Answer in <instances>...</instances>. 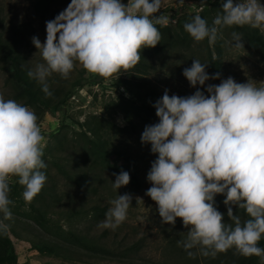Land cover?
<instances>
[{
	"label": "clouds",
	"instance_id": "obj_1",
	"mask_svg": "<svg viewBox=\"0 0 264 264\" xmlns=\"http://www.w3.org/2000/svg\"><path fill=\"white\" fill-rule=\"evenodd\" d=\"M161 4L162 0H71L46 21L43 43L32 37L42 62L29 68L27 75L51 95L47 78L52 73L67 78L76 62L103 77L131 68L142 48L155 47L161 39L155 25L168 22L163 14L154 15ZM220 9L211 26L197 14L184 30L194 41L207 38L209 44L225 26L250 25L264 32L261 0H221ZM232 41L234 47H244L239 33H232ZM207 65L193 59L183 69L196 88L194 94L169 95L165 90L153 105L159 119L145 126L141 142L158 155L147 173L151 187L145 194L156 202L162 223L175 225L176 218H182L188 231L177 243L185 250L198 248L205 256H215L234 247L242 256L264 260V248L258 244L264 236V81L239 83L232 77L221 79L219 73L210 76ZM210 79L221 82L208 84L205 95L197 85L205 86ZM37 119L28 106L0 96V230L12 217L9 177H18L26 202L46 182ZM113 175L116 190L130 182L128 171ZM217 194L224 195L232 223L225 222L215 206ZM131 201L130 194L118 192L99 226L118 227L126 220ZM233 205L249 218L242 221Z\"/></svg>",
	"mask_w": 264,
	"mask_h": 264
},
{
	"label": "rangeland",
	"instance_id": "obj_2",
	"mask_svg": "<svg viewBox=\"0 0 264 264\" xmlns=\"http://www.w3.org/2000/svg\"><path fill=\"white\" fill-rule=\"evenodd\" d=\"M207 1L162 0L160 11L154 14L167 17V23L155 25L161 39L155 47L142 48L139 61L127 70L103 77L88 72L76 62L67 78L59 73L47 78L51 95L42 91L44 95L53 102L67 98V104L59 111L28 106L37 115L43 136L42 159L47 167L41 171L47 178L41 191L26 202L22 195L24 186L17 182L18 177H9V182L18 184L19 196L9 205L12 217L4 220V224L15 244L18 264H218V253L215 257L205 256L198 248L185 250L178 244L183 239L181 233L188 231L182 218L177 217L175 225L162 223L156 202L145 194L151 187L147 173L158 154L151 152L150 144L141 142V135L145 126L157 123L158 119L140 113L132 105L138 90L149 91L146 97L153 101L162 97L165 90L169 95L194 94L196 88L183 75V69L190 67L193 59L208 64L206 71L210 76L219 73L221 79L232 77L239 83L249 79L257 83L264 81V58L236 26L222 28L212 44L207 38L196 42L184 30L183 25L197 14L212 25L218 12L212 11ZM70 2L0 0V20L7 26L31 24L36 32L29 33L30 38L36 36L43 43L46 21ZM254 29L264 37V32ZM233 32L240 34L244 47L233 46ZM175 36L178 41H174ZM31 46L30 68L42 62L38 49L33 43ZM7 77L0 71V96L6 100L13 99ZM221 79H210L205 86L197 87L208 95L206 86L219 84ZM79 81L81 85L76 86ZM38 86L41 87L39 83ZM16 101L24 104L23 100ZM93 132L107 146L119 148L135 160L139 186L113 188V173L127 166V160L112 154L107 161L115 169H107V161L96 158L91 146ZM118 192L132 196L127 218L115 229L102 228L99 223L106 212L96 217L92 207L98 203L108 209V202ZM137 197L142 200L137 202ZM224 198L222 194L215 196L219 211L227 208ZM238 215L242 217V212ZM96 242L100 247H95ZM134 243H139V251L130 252L129 247ZM188 251L194 255L189 256ZM246 262L264 264L260 257Z\"/></svg>",
	"mask_w": 264,
	"mask_h": 264
},
{
	"label": "trees",
	"instance_id": "obj_3",
	"mask_svg": "<svg viewBox=\"0 0 264 264\" xmlns=\"http://www.w3.org/2000/svg\"><path fill=\"white\" fill-rule=\"evenodd\" d=\"M207 4L210 6L212 11H221V0H208ZM54 13L57 15L58 11H55ZM236 27L241 31V33H243L247 40L257 48L261 56L264 58V37L259 35L254 28H251L248 25ZM35 32L36 30L31 24L11 23L7 26L3 20H0V71L8 76L7 82L14 100H23V103L26 106L59 111L62 106L67 104V98L53 102L49 99V97L44 95L41 87L38 86V82L27 75V71L30 68V57L33 52V47L31 46L32 39L30 38L29 33ZM178 40L177 36H175L174 41ZM150 67L152 68L153 65ZM78 85H81L80 81L76 86ZM149 94V91L144 93L142 90H138L134 95L136 100L135 102H132V105L135 106L140 113H143L148 117L159 119L156 116V110L153 106L156 101L147 98L146 96ZM93 133L94 137L91 140V146L95 152L96 158H102L107 161L108 157L112 154L124 156L127 160V166L119 167L118 170H125L129 172L130 182L127 184L128 186H139L138 176L135 169L137 167L135 160L131 156L126 155L125 152L119 148L114 146L110 148L96 132ZM105 167L107 169H111L112 171L115 169L108 161L106 162ZM8 183L10 189L8 195L9 199L12 201L14 198L19 196L18 184H12L9 181ZM83 185L84 187H88L87 184ZM232 207L234 214L238 215V212H242V221L249 218L244 209H238L237 206ZM92 210L94 211L95 216L99 217L106 212L107 208L106 206H101L97 203L92 207ZM220 212L224 215L225 222L232 223L230 218L227 216V208ZM40 218H43V216L40 215ZM40 218H37V220L43 225V221ZM9 231L8 227L0 230V264H18V254ZM80 241L82 242V240ZM258 244L260 247L264 248V236H262ZM95 247L98 248L100 245L96 242ZM129 250L130 252L139 251V243L132 244L129 247ZM218 255V264H246V261H253L257 258V256H242L234 247L228 249L227 251L219 252ZM212 260H215V258H212Z\"/></svg>",
	"mask_w": 264,
	"mask_h": 264
}]
</instances>
